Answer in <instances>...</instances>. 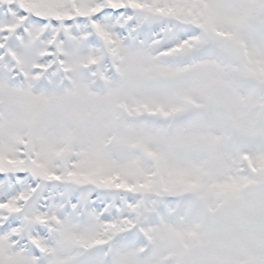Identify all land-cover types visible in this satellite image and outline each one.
<instances>
[{"label":"rangeland","instance_id":"rangeland-1","mask_svg":"<svg viewBox=\"0 0 264 264\" xmlns=\"http://www.w3.org/2000/svg\"><path fill=\"white\" fill-rule=\"evenodd\" d=\"M263 92L264 0H0V264H264Z\"/></svg>","mask_w":264,"mask_h":264},{"label":"water","instance_id":"water-1","mask_svg":"<svg viewBox=\"0 0 264 264\" xmlns=\"http://www.w3.org/2000/svg\"><path fill=\"white\" fill-rule=\"evenodd\" d=\"M245 209L254 216L264 217V182L248 184L240 191Z\"/></svg>","mask_w":264,"mask_h":264},{"label":"flooded vegetation","instance_id":"flooded-vegetation-1","mask_svg":"<svg viewBox=\"0 0 264 264\" xmlns=\"http://www.w3.org/2000/svg\"><path fill=\"white\" fill-rule=\"evenodd\" d=\"M232 72L233 73H235V71H233L232 70ZM231 76H232V74H231ZM240 78H243V80H249V82H251L252 84H254L255 85V88L257 89V91L259 90H262L263 89V87L260 85V83L259 82H256L255 80H253V79H251V78H247V77H240ZM258 91V92H259ZM261 96H262V98L259 100L262 104H264V92L263 93H261ZM254 110H256V111H259L261 108H260V105H257V106H255L254 108H253ZM231 129V128H230ZM241 137V136H240ZM240 137H238L237 138V140L236 141H238L239 142V140H241V138ZM229 138V137H228ZM227 138V139H228ZM243 161V159L241 158V157H238L237 158V162H236V165H237V168H236V174L237 175H242V174H244L243 172H244V170H243V165H244V162H242ZM262 181H264V180H262ZM255 183V182H258V181H250V182H248V183ZM260 182V181H259ZM248 183H246V184H248ZM241 207L243 208V209H245L242 205H241ZM246 210V209H245ZM247 211V210H246ZM248 212V211H247ZM249 213V212H248ZM250 215H252L251 213H249ZM253 217H256V216H254V215H252ZM256 218H263V217H256Z\"/></svg>","mask_w":264,"mask_h":264}]
</instances>
